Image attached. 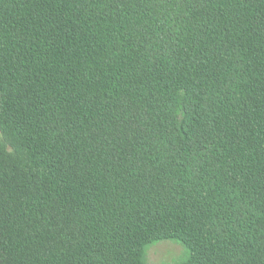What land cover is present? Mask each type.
Here are the masks:
<instances>
[{
  "label": "trees",
  "instance_id": "obj_1",
  "mask_svg": "<svg viewBox=\"0 0 264 264\" xmlns=\"http://www.w3.org/2000/svg\"><path fill=\"white\" fill-rule=\"evenodd\" d=\"M264 264V0H0V264Z\"/></svg>",
  "mask_w": 264,
  "mask_h": 264
},
{
  "label": "rangeland",
  "instance_id": "obj_2",
  "mask_svg": "<svg viewBox=\"0 0 264 264\" xmlns=\"http://www.w3.org/2000/svg\"><path fill=\"white\" fill-rule=\"evenodd\" d=\"M162 249H165L162 251ZM187 249L175 241H161L150 248L146 253L148 264H176L188 258Z\"/></svg>",
  "mask_w": 264,
  "mask_h": 264
},
{
  "label": "snow or ice",
  "instance_id": "obj_3",
  "mask_svg": "<svg viewBox=\"0 0 264 264\" xmlns=\"http://www.w3.org/2000/svg\"><path fill=\"white\" fill-rule=\"evenodd\" d=\"M165 249H162V251H164Z\"/></svg>",
  "mask_w": 264,
  "mask_h": 264
}]
</instances>
